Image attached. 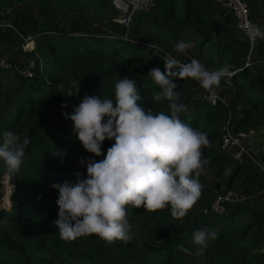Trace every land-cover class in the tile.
Masks as SVG:
<instances>
[{"label":"trees","instance_id":"1","mask_svg":"<svg viewBox=\"0 0 264 264\" xmlns=\"http://www.w3.org/2000/svg\"><path fill=\"white\" fill-rule=\"evenodd\" d=\"M17 1L31 3L35 13L17 10L0 16V59L19 50L31 67L0 64V142L10 130L21 141L27 134L30 143L19 171L11 175L16 191L10 206L0 207V264H264V210L245 204L209 209L213 190L221 186L241 188L247 195L262 188L264 169L254 161L264 164V155H252V162L232 157L220 144L227 107L199 97L197 83L181 78L178 69L173 79L181 99L175 102L189 107L180 118L210 140L202 158L208 160L213 180L200 178L203 188L197 203L180 219L172 216L170 206L155 212L126 206L134 234L128 244L108 243L95 234L64 240L53 223L58 219L59 193L51 185L74 182L77 172L86 176L87 165L79 159L100 161L115 142L106 139L100 156L89 153L63 113L71 112L85 95L115 101V85L127 77L135 81L142 97L137 101L140 107L170 115V101L151 99L159 86L149 70L159 67L165 72V60L170 59L151 39L156 35L148 32L149 26L165 31L166 39H156L162 42L192 34L198 61L206 68L231 66L235 75L230 93L239 99L234 131L253 128L264 119V63L262 57L246 58L247 40L234 25L232 12L219 13L215 0L143 1L132 9L126 24L131 37L142 39L133 43L131 37L92 27L94 22H106L103 13L111 19L118 14L111 0ZM92 10L100 17L94 18ZM16 31L31 33L32 47L22 49V35ZM253 51L264 57V40L257 39ZM202 227H211L217 238L196 255L200 246L193 242V233ZM181 244L194 254L181 252Z\"/></svg>","mask_w":264,"mask_h":264},{"label":"clouds","instance_id":"2","mask_svg":"<svg viewBox=\"0 0 264 264\" xmlns=\"http://www.w3.org/2000/svg\"><path fill=\"white\" fill-rule=\"evenodd\" d=\"M245 35L251 43L264 40V29L256 23L246 25ZM191 42L175 44V51L187 55ZM165 72L153 67L149 74L159 86L151 99L159 103L170 101V115L145 111L137 101L135 81L127 77L115 85V101L100 96L85 95L71 112L63 113L73 122V132L83 147L96 156L102 155V144L114 143L107 149L104 159L95 161L81 157L86 164L85 176L77 172L74 182L65 180L51 187L58 190V219L53 223L61 239L74 240L81 236L98 235L108 243L124 244L134 239L133 225L129 222L126 206L145 207L155 212L171 208L174 218H184L201 198L203 185L200 176L206 172L208 160L202 158V149L210 146L208 134L181 120L189 107L176 103L179 92L173 76L191 78L209 93L216 94L221 80L235 73L227 63L209 70L197 59L188 63L165 60ZM74 94L69 93L68 96ZM62 107H67L62 104ZM106 118V119H105ZM30 143L27 134L23 140L13 131H5L0 142V161L10 174L15 175L23 164L25 149ZM264 169V164L254 161ZM217 238L211 227L198 228L193 242L202 254L210 240ZM181 252L194 253L183 244Z\"/></svg>","mask_w":264,"mask_h":264},{"label":"rangeland","instance_id":"3","mask_svg":"<svg viewBox=\"0 0 264 264\" xmlns=\"http://www.w3.org/2000/svg\"><path fill=\"white\" fill-rule=\"evenodd\" d=\"M248 2V7L250 10L251 17L253 18L254 23L261 25V20L263 19V13H262V5H264V0H246ZM217 11L221 13L222 11L226 10L227 7L224 4V0H215ZM21 10L27 14L35 13L34 6L31 3H26L22 1L17 0H0V16L6 17L9 15L10 12ZM92 16L94 18H97L99 16L98 12H93L92 10ZM100 17V16H99ZM102 18L106 20L104 23H98L94 22L92 24V27L96 30L105 31L107 33H119L120 35H125L127 38L131 37L127 32V27L123 23H117L114 22L111 18H108L106 14L103 13ZM112 20V21H111ZM148 32L153 33L154 36H151V39L154 41V43L162 50L166 51L168 54L166 55L167 58L171 57L172 59L179 60L180 62L188 63L191 59H197V53L195 52V37L192 34H188L184 36L183 41L185 42H191L192 47L187 50V55L181 54L177 51H175V44L179 42L178 39H170L168 42H162L156 39H166L165 31L163 29H157L156 27L149 26ZM131 41L133 43L142 42V39L140 37H131ZM167 41V40H166ZM261 56L260 54H257L256 51H253L250 59H258ZM7 60L15 66V68H25L26 64L29 62L28 58L25 57L24 53L22 51L16 50L12 54H10L7 57ZM198 82V81H197ZM195 89L197 90V93H201L202 87L199 84H195ZM226 101L229 103L231 107V113L234 115V118L238 114L239 111V99L233 100L234 98L231 97L230 100L227 98V94L229 93L230 87L226 85L223 80H221L220 84ZM218 90V89H217ZM226 92V93H225ZM217 93H221L217 91ZM181 95L176 99V101H180ZM253 131L247 135L244 140L243 144L244 147L247 149V151L253 152V155L258 156L259 152L264 155V119H262L255 127L252 128ZM244 157H248L247 155H244ZM242 157V159H244ZM248 161H253L251 158H247ZM4 172H8L6 165L0 161V177ZM9 173V172H8ZM10 174V173H9ZM12 175V174H10ZM201 179L211 182L213 180V175L210 170L206 167V172L200 176ZM235 189H239L243 191L241 188L233 187ZM263 188V187H262ZM262 188L259 189V193L255 192L253 194L247 195L246 193V201L243 203L246 206L253 207L256 210H263L264 207V192ZM224 187L221 186V188L213 190L214 192H218L220 190H223ZM213 192V193H214ZM264 242V240H263Z\"/></svg>","mask_w":264,"mask_h":264},{"label":"built area","instance_id":"4","mask_svg":"<svg viewBox=\"0 0 264 264\" xmlns=\"http://www.w3.org/2000/svg\"><path fill=\"white\" fill-rule=\"evenodd\" d=\"M114 6L118 9V14L112 18L114 22L127 24L130 19V12L133 8L137 7L138 4L142 3L145 0H122V3H118L119 0H111ZM224 4L232 12L234 25L245 35L246 25L249 22L254 23L253 18L251 17L250 10L248 7V2L246 0H224ZM13 30L16 28L13 25H10ZM261 26V25H260ZM18 32V31H16ZM18 35H22L18 32ZM247 54L246 58H249L253 52V47L255 43H251L247 36ZM22 49L30 48L33 45L32 34L25 33L22 35ZM162 50V49H161ZM175 60V59H173ZM178 63L179 60H175ZM261 63H264V57L260 59ZM0 64L8 67L9 61L7 59H0ZM26 67H31V61L26 64ZM209 70H215L217 68H207ZM194 80V79H193ZM223 82L230 86L232 83L231 78L222 79ZM197 84L196 80H194ZM200 85V84H199ZM201 86V85H200ZM201 93H197L199 97L209 99L211 102L219 100L223 105L227 107V116L224 119L221 125V134H220V144L223 148L228 149L231 152V156L234 158L242 159L244 155H247L249 158H252L248 154L244 144L242 143L244 138L252 132V129L249 128L244 131H234L232 128V123L234 121V115L231 113L230 108L228 107L227 101L221 98L217 93L212 94L201 88ZM264 192V185L262 188ZM16 191V183L13 177L8 173L4 172L0 177V207L8 208L10 206L11 195ZM246 194L244 191L239 189H224L216 192L214 197L210 202L209 209L213 211H222L225 210L227 205H240L246 201ZM264 210V207H263Z\"/></svg>","mask_w":264,"mask_h":264},{"label":"crops","instance_id":"5","mask_svg":"<svg viewBox=\"0 0 264 264\" xmlns=\"http://www.w3.org/2000/svg\"><path fill=\"white\" fill-rule=\"evenodd\" d=\"M217 91H219V92H221V93H217L221 98H223V99H225L226 100V98H225V95H224V92H223V90H222V88H221V86H220V88L217 90ZM226 93V92H225ZM227 95V98H229L228 100H230V98L232 97V95H231V93H230V90H229V93H226ZM233 100H238L237 98H234ZM252 129V128H251ZM252 131H253V129H252ZM247 150V149H246ZM248 152V151H247ZM248 154L249 155H251V157H252V155H253V152H248ZM247 158H249V157H247ZM246 157H244V160H246L247 159ZM252 160H254L253 158H251ZM206 167L208 168V166L206 165ZM208 170H210L209 168H208ZM210 172H211V170H210ZM257 193H259V190L258 191H256ZM250 207V206H249Z\"/></svg>","mask_w":264,"mask_h":264},{"label":"water","instance_id":"6","mask_svg":"<svg viewBox=\"0 0 264 264\" xmlns=\"http://www.w3.org/2000/svg\"><path fill=\"white\" fill-rule=\"evenodd\" d=\"M145 1H150V0H145ZM118 3H122V0L117 1ZM170 60H173L171 57H169Z\"/></svg>","mask_w":264,"mask_h":264}]
</instances>
